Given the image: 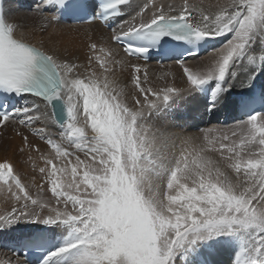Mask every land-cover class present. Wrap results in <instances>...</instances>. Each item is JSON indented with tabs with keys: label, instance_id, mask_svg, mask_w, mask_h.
Here are the masks:
<instances>
[{
	"label": "snow or ice",
	"instance_id": "1",
	"mask_svg": "<svg viewBox=\"0 0 264 264\" xmlns=\"http://www.w3.org/2000/svg\"><path fill=\"white\" fill-rule=\"evenodd\" d=\"M82 8L38 0L23 31L0 0V129L21 138L34 173L25 182L0 161V230L43 225L38 264H264V0H102L79 22L120 19L89 37L85 63L30 42ZM153 47L173 57L158 73ZM236 88L253 93L241 118L194 133L169 118L198 96L214 115ZM0 264L28 261L14 252Z\"/></svg>",
	"mask_w": 264,
	"mask_h": 264
},
{
	"label": "bare ground",
	"instance_id": "2",
	"mask_svg": "<svg viewBox=\"0 0 264 264\" xmlns=\"http://www.w3.org/2000/svg\"><path fill=\"white\" fill-rule=\"evenodd\" d=\"M38 0H5V11L4 15L9 21H14L21 25V30L30 31L32 27V21L28 17L30 10L36 5ZM206 4L214 3L215 0H204ZM27 4L24 8L22 4ZM134 11V8H130L129 12ZM120 18L116 19L118 23ZM109 35V29L102 26L99 22L95 24H71L65 22H59V24L50 27L47 32H35L30 36V42L43 47L45 50L57 51L63 53L65 49L72 53L73 58L80 57L78 63H85L84 54L87 52L85 47L86 43L89 42V37H92L95 41H101ZM115 47V45H113ZM212 46V45H211ZM206 51L200 53L202 56H206ZM136 63H145L142 60L134 61ZM192 63L193 61H189ZM165 64L172 63V61L163 62ZM149 65V71L151 73H158L160 71L159 64L154 61L147 62ZM172 71L177 73L176 83L177 86H182V82L179 79V70L173 68ZM257 84L262 86L264 89V74H261L257 81ZM242 89L236 88L230 91L228 95L227 103L222 106L214 115H208L203 111L204 99L202 97H196L190 99L185 103H181L175 109V112L169 117L174 118V122L183 125L188 132H196L198 127L207 126L208 122L216 123L220 118H228V113L234 111V107L240 96ZM55 130V129H54ZM32 138V137H30ZM34 139V138H32ZM22 141L16 132L12 128L0 129V161L7 158L13 162L14 167L18 171L22 172V179L25 182L31 180L33 176L32 164L27 162V155H22L18 149L21 147ZM41 147L44 150L46 146L41 142ZM36 163L39 166H43V161L38 158L36 153L32 154ZM37 178H39L37 174ZM0 207H3V194L0 193ZM44 227L43 225L30 224V223H17L12 225L6 230H0L1 238H10L18 236H30L34 230ZM14 257V253L6 251L0 248V258ZM220 264H229L228 255H224L220 258Z\"/></svg>",
	"mask_w": 264,
	"mask_h": 264
}]
</instances>
